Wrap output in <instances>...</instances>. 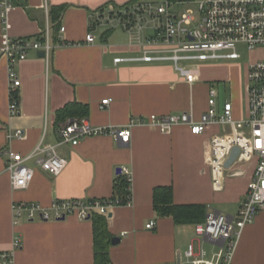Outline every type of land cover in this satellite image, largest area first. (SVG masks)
I'll use <instances>...</instances> for the list:
<instances>
[{
  "label": "crops",
  "instance_id": "1",
  "mask_svg": "<svg viewBox=\"0 0 264 264\" xmlns=\"http://www.w3.org/2000/svg\"><path fill=\"white\" fill-rule=\"evenodd\" d=\"M133 0H17L9 13L11 37L41 35L48 24L52 35L64 25L63 38L69 42L49 56L31 51L18 61L16 74L19 112H10L9 61L0 56V251L12 248L16 235L23 245L16 251L15 264H95L93 220H28L15 223V202H37L50 207L55 199H107L114 195L118 168L127 167L132 174L131 203L111 208L107 215L112 235L121 238L109 249V264H192L186 256L191 243L198 252L204 249L212 259L221 242L200 236V223H176L172 217H159L154 209V189L172 186L177 204H203L208 208L235 215L244 200L254 172L252 162L239 164V176L226 177L222 189H216L209 157L211 138L224 133L212 125L202 134H193L188 126L178 125L162 133L148 125L137 124L128 143L111 135H93L79 144H64L58 152L68 160L66 168L53 175L27 161L35 169L27 188L15 189L6 170L8 149L27 155L41 141L57 143L59 122L65 117L86 118L94 127L125 126L135 117L189 111L198 120L208 109L209 91L228 79L235 83L237 63L223 62L197 66V79L187 82L172 62H120L118 57L138 56L148 36L124 27L110 5L125 10ZM0 0V44L3 18ZM67 5L58 18L53 8ZM180 13V11H178ZM92 32L93 42L86 40ZM253 61L264 54L255 50ZM236 60V59H235ZM223 61V60H219ZM248 66L246 78L248 85ZM241 81V76H239ZM242 83L239 82L238 85ZM218 90V89H217ZM239 92L223 98L218 90V105L232 101L237 119L247 115ZM109 99L107 104H102ZM76 103L66 113L64 108ZM81 106L86 113L81 112ZM17 130L24 137L9 138ZM125 175V173H123ZM154 220V229L147 224ZM210 245L211 247L207 246ZM233 264H264V210L242 231Z\"/></svg>",
  "mask_w": 264,
  "mask_h": 264
},
{
  "label": "built area",
  "instance_id": "2",
  "mask_svg": "<svg viewBox=\"0 0 264 264\" xmlns=\"http://www.w3.org/2000/svg\"><path fill=\"white\" fill-rule=\"evenodd\" d=\"M17 0H2L3 35L0 44V56L9 61L10 112H19L17 87L21 81L15 67L18 61L28 58L31 51H40L51 55L56 48L69 44L64 38V25L59 27L57 40L52 35V26L47 25L37 37L21 36L13 38L10 28L9 13ZM190 0H133L127 9L118 10L109 6L125 28L143 33L147 28L153 34L145 41V48L138 56L118 57L115 62H172L175 70L189 83L197 79L199 64L241 58L238 50L244 44L250 51H264V0H202L199 4L198 17L193 10L178 12L177 7ZM86 40L94 41L90 32ZM248 108L247 115L237 119L232 101H226L220 109L218 90L209 91L208 109L196 120L192 113L183 111L170 114H151L148 117L133 116L125 126L94 127L86 118L69 117L59 122L57 143L41 141L34 151L27 155L13 149L5 151L6 170L15 189L27 188L34 178L35 169L27 164L34 159L43 170L59 175L67 166L68 160L58 152L64 144H79L84 138L93 135H111L122 143H128L132 129L137 124L148 125L162 133H170L175 126H188L193 134H202L210 126L224 128V133H216L211 138V166L214 186L222 189L226 177L239 176L242 172L235 168L239 164L252 162L254 172L248 184V190L241 202L238 213L226 214L208 208L206 220L196 226L200 236L209 235L212 239L223 240L219 251L212 259L206 258L204 249L198 252L191 243L186 256L192 264H233L238 240L243 229L254 221L255 216L264 210V54L248 66ZM104 99L102 104H107ZM24 137L23 130L10 134L9 138ZM238 146L240 154L232 166L226 167L233 148ZM122 172L132 182L131 171L124 167ZM120 198L107 199H55L50 207L37 202H15L13 214L15 223L25 216L28 220H52L75 216L79 220L90 219L95 213L107 216L111 208L122 204ZM156 222L151 220L147 228L154 229ZM12 248L0 251V264H15V254L23 245L21 236L13 239Z\"/></svg>",
  "mask_w": 264,
  "mask_h": 264
},
{
  "label": "trees",
  "instance_id": "3",
  "mask_svg": "<svg viewBox=\"0 0 264 264\" xmlns=\"http://www.w3.org/2000/svg\"><path fill=\"white\" fill-rule=\"evenodd\" d=\"M66 7L67 5H61L53 8L55 18H58ZM76 106V103L68 105L63 112L66 113ZM81 112H87L84 106H81ZM118 176L114 186V195L111 198H120L121 203L125 204L128 197H132V182L128 180L122 171L118 172ZM173 194L172 186H158L154 189V209L159 217H172L176 223H200L205 220L207 216L206 205L177 204L174 201ZM91 219L94 223L95 264H109L111 262L109 249L114 236L109 230L107 217L95 213L91 216Z\"/></svg>",
  "mask_w": 264,
  "mask_h": 264
},
{
  "label": "rangeland",
  "instance_id": "4",
  "mask_svg": "<svg viewBox=\"0 0 264 264\" xmlns=\"http://www.w3.org/2000/svg\"><path fill=\"white\" fill-rule=\"evenodd\" d=\"M202 0H190V2H187L185 4L180 5L177 7V10L182 12L183 10H193L198 17H201L199 12V4ZM238 50L241 54V58L236 60H223V61H210L207 62L208 64H219L223 62H232L237 63V68L233 69L234 72L237 74V80L236 83L232 79H228L226 82L221 84L220 86H216L218 90L221 92V96L223 98H232L233 93L239 92V97L242 98L243 104L246 107V88H247V78H246V68L247 65L250 64L253 61V53L250 51L244 44H240L238 46ZM239 76H241V81L239 79ZM241 82V85H238V83ZM208 247H211L207 244Z\"/></svg>",
  "mask_w": 264,
  "mask_h": 264
},
{
  "label": "water",
  "instance_id": "5",
  "mask_svg": "<svg viewBox=\"0 0 264 264\" xmlns=\"http://www.w3.org/2000/svg\"><path fill=\"white\" fill-rule=\"evenodd\" d=\"M41 55H44V53L41 52ZM239 154H240V148L238 146H235L233 148V150H232V152H231L228 160L226 161V164L225 165H226L227 168L233 165V163L238 158ZM121 171H122V168H118V172H121ZM109 215H111V213ZM63 219H65V218H63ZM206 236L208 238H210L211 240H213L214 242H221V243H223V240H220V239H212L209 235H206ZM120 241H121V238L118 237V236H115V237L112 238V244H117Z\"/></svg>",
  "mask_w": 264,
  "mask_h": 264
}]
</instances>
